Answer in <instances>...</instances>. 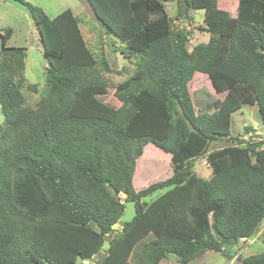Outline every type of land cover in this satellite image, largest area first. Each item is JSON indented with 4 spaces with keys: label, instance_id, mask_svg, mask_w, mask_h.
Returning a JSON list of instances; mask_svg holds the SVG:
<instances>
[{
    "label": "trees",
    "instance_id": "16d2710c",
    "mask_svg": "<svg viewBox=\"0 0 264 264\" xmlns=\"http://www.w3.org/2000/svg\"><path fill=\"white\" fill-rule=\"evenodd\" d=\"M17 1L42 35L48 91L36 106L26 103V48L6 45L12 29L0 34V264H84L99 254L97 264H162L170 254L187 264L208 250L229 257L230 246L257 234L264 139L234 137L231 124L234 112L257 104L264 126V0H237L236 15L221 0H185V13L205 9L210 32L192 49L164 0H87L106 33L124 43L113 42L114 50L137 58L114 86L119 107L103 99L111 85L73 10L50 17ZM196 73L224 94L202 111L189 88ZM221 140L237 144L208 151ZM148 142L171 153L174 173L138 191L136 161ZM205 153L210 178L191 172ZM123 198L136 212L112 235ZM242 259L264 264V251Z\"/></svg>",
    "mask_w": 264,
    "mask_h": 264
},
{
    "label": "rangeland",
    "instance_id": "374dc122",
    "mask_svg": "<svg viewBox=\"0 0 264 264\" xmlns=\"http://www.w3.org/2000/svg\"><path fill=\"white\" fill-rule=\"evenodd\" d=\"M43 8L50 17H55L64 10L70 8L80 21V28L87 41L90 50L98 60L97 73L111 85L108 94L103 99L109 104L119 107L121 102L114 96V86L127 79L135 71L137 66L136 57L124 56L121 52L114 50L116 47L124 46V43L114 34H107L93 12V8L87 0H27ZM168 14L173 18V25L177 28H184L190 32L188 47H192L201 42H207L210 32L204 21V8H189L185 13V0H164ZM219 6L228 10L232 15L237 13V0H221ZM180 9L183 13L180 14ZM12 29V33L6 41L7 46H21L26 48L25 58V82L21 88L26 103L36 106L40 98L48 91L47 68L48 61L44 55L43 43L40 41L41 34L30 16L28 9L17 0H0V34H5ZM2 39L0 37V50ZM106 62L110 66V71L105 70L102 63ZM189 88L194 97L197 110L202 111L209 103L222 99L223 93L215 91L211 80L206 74L196 73L189 83ZM205 106V107H204ZM5 116L0 105V126L4 127ZM247 127L252 130H247ZM232 136H237L243 141H260L264 139V126L261 124V114L258 105H245L241 110L233 113L231 124ZM230 140L213 141L208 151L236 145ZM207 151V152H208ZM206 152V153H207ZM206 153L192 162L191 172L200 177L210 178L212 169L206 159ZM173 165L171 163V153L163 150L153 142H148L144 146L143 154L136 161L134 173V186L136 190H141L151 183L165 180L173 175ZM163 190H158L146 196L143 200L150 201L161 194ZM126 197V194L122 195ZM124 199V198H123ZM125 202L126 208L120 220L114 226V232L122 229V225L131 220L136 212V204L133 201ZM112 236H107V240L101 253L108 246ZM264 251V221L255 236L249 239H241L235 245L226 250L229 257L224 253L208 250L187 264H242V258L251 254ZM100 254L90 260L83 261L84 264H97ZM82 261H80V264ZM49 264V263H47ZM162 264H182L175 255H168Z\"/></svg>",
    "mask_w": 264,
    "mask_h": 264
},
{
    "label": "crops",
    "instance_id": "0c3cea01",
    "mask_svg": "<svg viewBox=\"0 0 264 264\" xmlns=\"http://www.w3.org/2000/svg\"><path fill=\"white\" fill-rule=\"evenodd\" d=\"M243 107H244V106H243ZM243 107H242V108H243ZM242 108H241V109H242ZM241 109H239V110H241ZM239 110H238V111H239ZM234 113H235V112H234ZM211 144H212V143H211Z\"/></svg>",
    "mask_w": 264,
    "mask_h": 264
},
{
    "label": "water",
    "instance_id": "95a60500",
    "mask_svg": "<svg viewBox=\"0 0 264 264\" xmlns=\"http://www.w3.org/2000/svg\"><path fill=\"white\" fill-rule=\"evenodd\" d=\"M41 37H42V35H41ZM122 201H125V199H122Z\"/></svg>",
    "mask_w": 264,
    "mask_h": 264
}]
</instances>
